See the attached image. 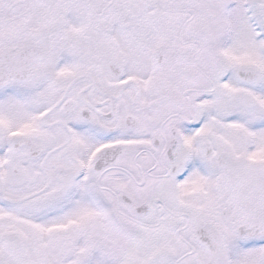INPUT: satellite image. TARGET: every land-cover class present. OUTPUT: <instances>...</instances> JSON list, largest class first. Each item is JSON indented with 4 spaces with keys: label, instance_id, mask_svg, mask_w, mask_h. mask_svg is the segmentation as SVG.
Returning a JSON list of instances; mask_svg holds the SVG:
<instances>
[{
    "label": "snow or ice",
    "instance_id": "obj_1",
    "mask_svg": "<svg viewBox=\"0 0 264 264\" xmlns=\"http://www.w3.org/2000/svg\"><path fill=\"white\" fill-rule=\"evenodd\" d=\"M0 264H264V0H0Z\"/></svg>",
    "mask_w": 264,
    "mask_h": 264
}]
</instances>
